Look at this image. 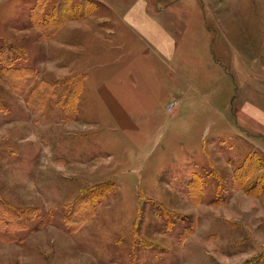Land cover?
Returning a JSON list of instances; mask_svg holds the SVG:
<instances>
[{
    "label": "rangeland",
    "instance_id": "obj_1",
    "mask_svg": "<svg viewBox=\"0 0 264 264\" xmlns=\"http://www.w3.org/2000/svg\"><path fill=\"white\" fill-rule=\"evenodd\" d=\"M137 1L0 0V264H264V0Z\"/></svg>",
    "mask_w": 264,
    "mask_h": 264
},
{
    "label": "crops",
    "instance_id": "obj_2",
    "mask_svg": "<svg viewBox=\"0 0 264 264\" xmlns=\"http://www.w3.org/2000/svg\"><path fill=\"white\" fill-rule=\"evenodd\" d=\"M138 5H135L134 8L131 10V14L129 15V18H139L142 17L140 14L145 13L143 7H145V3L143 2V0H138L137 1ZM153 33V32H152ZM262 113H264V111L262 110Z\"/></svg>",
    "mask_w": 264,
    "mask_h": 264
},
{
    "label": "trees",
    "instance_id": "obj_3",
    "mask_svg": "<svg viewBox=\"0 0 264 264\" xmlns=\"http://www.w3.org/2000/svg\"><path fill=\"white\" fill-rule=\"evenodd\" d=\"M58 13H60V12H58ZM58 18H59V14L57 15V14H55V16L54 15H52V14H50V16H49V19L53 22V23H55V24H58ZM54 20H56V21H54ZM4 50H3V48H0V52H3ZM7 209L8 210H10L11 212H15L12 208H10V207H6L4 210H3V212L4 211H7Z\"/></svg>",
    "mask_w": 264,
    "mask_h": 264
}]
</instances>
